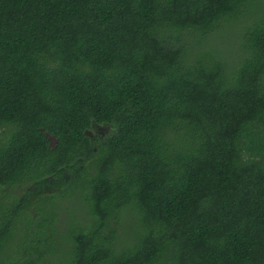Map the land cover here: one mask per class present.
I'll return each mask as SVG.
<instances>
[{
    "label": "trees",
    "instance_id": "obj_1",
    "mask_svg": "<svg viewBox=\"0 0 264 264\" xmlns=\"http://www.w3.org/2000/svg\"><path fill=\"white\" fill-rule=\"evenodd\" d=\"M0 264H264V0H0Z\"/></svg>",
    "mask_w": 264,
    "mask_h": 264
},
{
    "label": "rangeland",
    "instance_id": "obj_2",
    "mask_svg": "<svg viewBox=\"0 0 264 264\" xmlns=\"http://www.w3.org/2000/svg\"><path fill=\"white\" fill-rule=\"evenodd\" d=\"M106 127L105 126H97V127H95V129H93L92 131H91V133L93 134V135H96V136H98V137H103V136H105L107 133H108V130L107 129H105ZM22 193V192H21ZM36 200H34L33 202H35ZM64 207H68V205H63V208ZM62 213V212H61ZM65 217V216H64ZM124 237V236H123ZM19 241V240H18ZM20 252H22V249H20L19 247H18V242L17 241H15L14 242V244H13V247H11L10 246V248H9V251H7L6 253L9 255V256H16L17 254H19Z\"/></svg>",
    "mask_w": 264,
    "mask_h": 264
}]
</instances>
